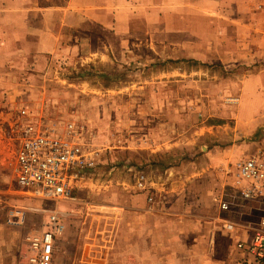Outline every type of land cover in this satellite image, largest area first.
<instances>
[{
  "label": "rangeland",
  "instance_id": "obj_1",
  "mask_svg": "<svg viewBox=\"0 0 264 264\" xmlns=\"http://www.w3.org/2000/svg\"><path fill=\"white\" fill-rule=\"evenodd\" d=\"M33 1L54 8L76 0ZM102 21L107 27L109 20ZM86 26H64L61 53L51 55L46 72L36 71L34 92L0 112V264H27L26 236L47 216L43 202L16 179V150L27 120L43 131L56 127L60 135L75 123L94 162L73 183L74 200L59 204L65 230L54 264H256L238 242L259 227L264 197L237 199L239 206L222 210V196L236 194L233 164L220 183L221 168L209 166L211 158L203 154L235 135L238 98L227 82L238 70L170 59L136 37L125 54H113L103 28ZM54 31L60 33L59 21ZM204 186L205 212H170L167 191L183 192L187 203L189 190ZM137 194L146 209L131 208ZM156 203L162 206L154 208Z\"/></svg>",
  "mask_w": 264,
  "mask_h": 264
},
{
  "label": "crops",
  "instance_id": "obj_2",
  "mask_svg": "<svg viewBox=\"0 0 264 264\" xmlns=\"http://www.w3.org/2000/svg\"><path fill=\"white\" fill-rule=\"evenodd\" d=\"M104 18L109 20L107 27ZM57 21L60 33L53 32ZM135 22L140 24L138 29ZM83 23L87 28H103L113 54H125L130 39L136 37L155 44L156 50L170 59L219 63L225 69L238 70L227 82L238 98L235 135L229 144L222 142L203 153L211 158L209 166L221 168L220 183L228 180L224 169L230 163L262 146L264 0H76L54 8L37 7L33 0H0V112L10 110L15 100L23 101L19 96L24 99L34 92L31 85L36 71L46 72L51 55L61 53L63 27L76 28ZM196 165L190 162L189 168ZM204 171L196 178L189 177L193 186ZM201 189L191 188L187 203L183 192L167 191V200H172L167 201L170 212H205L209 187ZM177 197L181 201H175ZM130 201L132 209H146L141 195ZM174 215L179 217V213Z\"/></svg>",
  "mask_w": 264,
  "mask_h": 264
},
{
  "label": "built area",
  "instance_id": "obj_3",
  "mask_svg": "<svg viewBox=\"0 0 264 264\" xmlns=\"http://www.w3.org/2000/svg\"><path fill=\"white\" fill-rule=\"evenodd\" d=\"M76 127L70 122L64 129L66 135H60L56 127L43 131L32 120L24 123L15 157L16 179L24 190L43 202L41 211L47 213L40 229L26 236L27 264H54L58 241L65 230L59 204L74 200L73 183L84 169L94 165L88 148L77 139ZM232 170L236 194L222 196L220 208L224 211L239 206L237 199L246 203L264 197V141L254 153L236 160ZM225 226L231 231L235 228L232 222ZM238 247L256 264H264V217L249 240H239Z\"/></svg>",
  "mask_w": 264,
  "mask_h": 264
}]
</instances>
